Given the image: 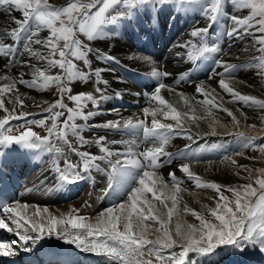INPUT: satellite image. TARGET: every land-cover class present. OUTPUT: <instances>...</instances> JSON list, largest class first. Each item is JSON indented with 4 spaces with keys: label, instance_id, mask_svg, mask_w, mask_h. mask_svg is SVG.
<instances>
[{
    "label": "snow or ice",
    "instance_id": "6c2138e0",
    "mask_svg": "<svg viewBox=\"0 0 264 264\" xmlns=\"http://www.w3.org/2000/svg\"><path fill=\"white\" fill-rule=\"evenodd\" d=\"M226 3H231L237 11L247 10V14L226 13ZM167 4L182 11L187 10L189 5H199L201 14L209 24L191 31V37L198 38V43L189 40L181 46L191 48L192 51L187 53L190 59L213 58V74L219 77L218 87L231 97L229 103H243L264 110V99L243 94L232 86L231 82L236 79L233 75L236 66L214 57L213 54L221 53L222 48L219 44L209 45L206 42L212 26L222 15H226L231 21V27L226 31L229 39H242L245 36L252 38L250 43L258 55L253 58L254 62L250 66L256 70V75L264 79V0H67L62 6H56L50 0H0V6H6L9 14L16 11L22 17H11L16 26L3 29V35H0V57L6 58L5 69L19 66L32 70L31 79H24L23 73L19 78L14 77L9 71L0 75V82H5L0 83V111L6 114L0 118V158L4 156L3 149L13 144L24 149L52 153L59 187L84 179L82 173L90 178L93 170L103 171L107 177L103 196L113 197L111 206L93 216L82 215L79 209L55 215L47 207L19 201L0 202V229L14 232L25 244L28 241L35 244L45 235L55 234L57 238L74 244L82 251L106 257L110 264H195L187 259L189 253L204 256L225 246L239 251L245 247H254L264 253V168L238 165L235 159L224 156L221 162L230 161L247 173L246 176H240L239 171L236 173L246 183L226 186L202 180L191 170L192 164L204 162L197 158L195 152L189 155L191 145H185L176 154L166 150L175 137H185L196 142L199 133L193 134L192 127L199 129V122L209 117L213 119L203 135H217L216 125L219 120L215 118L214 110L225 112L237 127L240 126V119L232 110L223 106V99L215 94V88L209 90L204 82L198 83L195 92L202 95L203 99L193 103L194 97L190 98L184 93L175 92V89L164 83H158L150 94V99L157 106L142 109L145 119L121 118L100 124L88 123L96 115V112L89 110V104L98 110L100 102L106 99L105 89L100 85L106 86L108 81L102 73L112 71L103 67L94 69L90 55H95L102 62H119L106 53L97 54L77 38L78 33L83 34L88 41H94L105 35L106 26L134 20L137 12L146 6L156 8ZM42 32L47 33L43 38ZM33 45H39L40 48H34ZM25 54L37 63L20 60L19 57ZM135 58L153 63L147 56ZM75 61H82L87 71L81 70ZM216 68L222 71H216ZM53 69L58 71L52 74ZM151 75L159 79L169 73L153 68ZM93 78L98 96L89 92L73 94V82L87 84ZM212 78L209 76V79ZM17 84L38 91L55 88L59 99L54 103L43 102L48 105L43 109L48 114L45 118L28 120L31 114L24 111L27 97L19 92ZM162 89L175 93L187 111H181L175 103L165 99L161 95ZM65 98L72 103L71 107L64 102ZM241 115L247 119L245 113L241 112ZM149 116L152 117L150 123L146 119ZM158 116L174 123H164L157 119ZM62 117L66 118L61 120ZM22 119L24 124L17 125L20 130L15 133L10 120ZM31 125L44 128L46 135H39L32 130ZM220 127L226 125L220 124ZM248 127L257 129L256 124ZM93 128L126 132L139 138L109 140L106 135H100L89 139L84 133ZM259 131L264 132V117H261ZM234 135L239 149L233 155H244L243 150L249 148L264 154V142L258 144L256 137L246 136L243 132ZM261 141H264V137H261ZM92 144L99 149V155L81 150ZM117 144L124 146V150L110 147ZM141 145L144 146L143 150H140ZM65 147L69 153L78 157L76 162L65 153ZM61 157L63 167L60 164ZM177 157L181 158L179 171L193 181L196 188L211 189L217 195L213 198L216 201L214 207L205 206L207 216L185 206L184 210L190 212L199 224L177 219L173 231L170 224L174 216H179L178 194L186 189L181 187L182 182L175 172L168 173L172 182L169 188L158 169L164 163L171 164ZM99 162L106 163V169H102ZM206 162L213 163L211 160ZM226 192H230L231 196L226 195ZM29 208L32 209L31 214ZM154 225H158L154 228L157 235L151 239L149 237ZM15 243L0 242V257L15 255L12 247ZM49 264L54 262L50 259Z\"/></svg>",
    "mask_w": 264,
    "mask_h": 264
},
{
    "label": "bare ground",
    "instance_id": "6f19581e",
    "mask_svg": "<svg viewBox=\"0 0 264 264\" xmlns=\"http://www.w3.org/2000/svg\"><path fill=\"white\" fill-rule=\"evenodd\" d=\"M65 1L67 0H50V2L54 3L56 6H59L61 3ZM188 9H191L192 12H189L187 10H183V11L176 10L171 12L166 11V13H164V15L158 21V24L161 23L162 26L164 27L165 35L170 34V36L165 38V35H162L160 37L161 40L160 42H158V38L154 39L153 36H149L147 33L148 30L150 31V27L145 23V21L149 22L148 19H146L149 16L148 15L149 10H146L145 16L144 17L141 16L143 18L136 17L134 20H132L130 24L128 23L129 26L128 33H123L124 29H122L119 32L117 31L118 34L116 35L119 36V33L125 35H123L121 38L119 37L120 43H118L115 47L113 46L109 49H107L106 47L105 48L96 47L98 48L96 51H98L99 53H106L108 55L114 56L116 58V61H118L119 63L117 64L116 62L113 61L102 62L100 60H97L96 58L92 60V67L94 69L103 67V68L112 69V71H105L102 73L103 78L108 81V84L106 86L100 85V87L105 89L104 95L106 99L100 102L98 110L92 108L91 104H89V110L96 112V115L92 119H90L88 123L100 124L109 120H117L121 118L123 119L132 118L134 120L145 119L142 109L144 107L157 106L156 102L150 99V94L154 91V87L158 83H164L165 85L168 84L166 77H160L159 79L153 77L151 75L153 68H147V69L141 68V66H139L140 59H137L135 57H142L147 55H148L147 57H149V54H151L152 57L150 58L153 61V63H148L145 61L147 65L149 67H154L155 69L162 72H165L164 70L165 67L167 73H169V75L167 76L168 78L175 77L177 72L182 71L183 68L187 66L191 67V65L193 64L192 61L194 59H190L187 53L180 51L179 48H181V45L178 43H180L181 41L179 39L174 41L173 39L175 38L172 37L176 31H179L178 27L180 26V24L182 25V21H183L182 16L185 14L192 15V13H194V10H198L200 8L198 5H194V6H189ZM13 16L17 18H22L19 12L12 11L9 14L6 6H0V35H3V29L5 28L11 29L12 27L16 26L11 19V17ZM220 22L221 21H219L217 25H219ZM221 25L225 30L223 36L227 38L228 42L232 41L233 42L232 46L236 48L224 47V45H221L219 43V46L222 49L224 47L223 51L226 50V52L225 54L223 52L222 54L221 53L214 54V56L216 58L224 60L229 64L236 66L235 69L233 70V75L235 76L236 79L231 82L232 86L235 87L236 90L240 91L243 94L252 95L257 98L264 99V84H259L257 82V80H262V78L256 75V70L250 66L251 63L254 62L253 58L258 54L255 52L252 46L250 47L242 46L245 40L247 38H250V36H245L242 39H229V37L226 35L227 30L225 28V23H221ZM188 31L189 29H187V31H185L184 33L186 32L189 33ZM104 32L105 35L103 37L105 39H103V41L106 42L108 41V38L111 35L110 34L106 35L105 29ZM44 36L45 33L42 32L41 38H43ZM111 38L112 37H110V39ZM22 43L23 40L21 41V44ZM142 46H144L143 51L138 52L136 49ZM33 47L37 49L40 48L39 45H33ZM245 49H249V51H245ZM156 56H159L162 59H160L159 62H156L157 60ZM210 58L213 60L212 57ZM19 59L22 61H28L29 63L32 64L37 63V61L34 58H30L27 54L19 57ZM5 61L6 58L0 57V75H3L5 71H9L10 75L17 78L20 77L21 73L24 74L23 75L24 79L32 78L31 69L22 68L19 66L10 69H5ZM125 66H127L128 68L126 69ZM212 67H214V65H212ZM121 70L126 72V74L128 75H132L133 80L135 79L139 80L140 86H143L144 89H139L136 86L132 85L126 78H124L120 74ZM195 70L197 72H200L199 65L196 64ZM216 71H222V69L216 68ZM209 76H212L213 78L209 79ZM240 77H244V78L241 79L240 82H237L238 80H240ZM93 80L94 78L90 80L91 81L90 85L93 84L94 87L91 85L93 88L88 89L89 93H91L93 89L95 91L96 84H95V80L94 81ZM218 80L219 77L215 76L213 74V71L209 72V70L207 69V72L201 81L193 82L187 85L185 88H179L174 86H170V87L175 89V92L184 93L186 96L190 98L194 97L195 100H193V103H195L196 100L203 99L202 95H198L195 92L196 85L200 82H204L205 86L209 88V90L212 88L216 89L215 94L218 97H222L223 106L232 110L234 114L237 116V118L240 119L241 124L239 127H237L225 112L214 110L215 118L219 120V124L216 125L217 135L204 136L203 133L208 131V125L209 123L212 122L213 117H209L205 120H202L199 122L200 123L199 129L195 128L194 126L192 127L193 133L195 134L199 133V136L196 137V140L199 137L201 138V140L196 144H191V148L189 149L190 156L193 152H195L198 154L197 158L200 159L201 161H204L202 163H194L191 165V170L195 172L197 175H199L202 178V180L213 181L226 186H233L237 182L244 181L240 179V176H246L247 173H245L242 169L237 168L235 165H232L230 161L221 162V160L224 156H229L230 159H235L238 165H245L248 167H252L253 164L256 165L260 164L259 161L253 162L252 159H249V153L251 148L243 150L244 155L237 156V155H232V153H234L236 150L239 149V143L234 133L243 132L247 136L249 132H256V133L261 132L259 131V128L261 127V117H264V110L259 109L256 106L248 107L243 103L242 104L244 105V108H241L239 105L235 103H229L228 101L231 100V97L228 94L224 93L223 90H221L218 87V83H217ZM0 83H5V82H0ZM79 83H81V81L73 82L72 84L73 94L82 92L79 91L78 89ZM76 85L78 90L75 88ZM17 88L19 89V92L23 94L24 97H27L25 99L26 107L24 108V111L31 114L27 117V119H34L37 116V114H43L44 112L43 109L48 106L47 104L43 103L44 101H48L49 103H54L57 99H59L58 93L56 96H54L55 94L54 88L49 89L47 91H38L36 89H28L22 84H17ZM92 94L97 96L99 95L95 92ZM161 95L168 101L175 103L181 111H187L183 103L180 102V98L177 95H175V93H170L167 91V89H162ZM53 98H56V100L53 101ZM64 102H67V104L70 107L72 106V103L68 101L66 98ZM217 102L219 103L220 101L218 100ZM37 105H41V106L38 107ZM6 106L11 107V105H6ZM197 109L199 112V105H197ZM241 112L245 113L247 119H245L244 116L241 115ZM199 114L202 115L203 113L199 112ZM4 115L6 114L0 111V118H2ZM146 119L150 123L152 117L149 116ZM157 119H161V121L164 123H174L173 121L170 120H163V118L159 116L157 117ZM18 122L22 123L24 122V120L23 119L19 121L10 120V126L12 128H15ZM77 122L83 123V121H77ZM220 124L226 125V127H220ZM250 124H256L257 129L254 130L249 128L248 125ZM33 127L37 128V126L35 125ZM34 130L39 132L36 129ZM14 132L18 133L19 130L17 132L16 129H14ZM43 133L44 135H46L45 129ZM84 135L89 139H92L100 135H106L109 140H120V139L129 140L131 137V135L126 132H114L101 128H93L90 131H85ZM191 142L193 141H190L185 137L173 138L170 144L167 146L166 150L169 151L177 148L176 151L170 152L176 154L184 148V145ZM225 142H229V150H231V153L222 154L223 152H221V156L218 159H211L213 163L208 164L206 161L210 160L212 154L216 155V149L222 146L223 143ZM73 143L75 144L74 139H73ZM110 147H113L114 149H119L120 151L124 150V146L119 144L110 145ZM143 147L144 146L141 145L140 150H143ZM81 150H87L97 155L100 154L99 149L94 144L87 145L85 146V148ZM44 152L46 151L30 150L29 152H27L28 156L26 157L25 161L30 162L29 166L31 168L29 174L30 177L27 178V180L32 185L38 183L39 188L37 189L43 188L42 190H47L50 186V185L46 186V184L50 179V175L51 178L58 180V174H56L54 171V166H53L54 155L49 156L48 159H45ZM65 153L73 162H76L78 160V157H76L74 154L69 153L66 147H65ZM263 158L264 155L262 157V161H264ZM18 160L19 161L23 160L21 155L18 156ZM180 160L181 158L177 157L171 164L166 163L158 169V173L164 178V181L169 185V188H171L172 182L168 177V173L175 172L177 177L182 182L181 187L183 189H186L178 194V198L180 201L178 205L179 216L178 217L174 216L172 223L170 224V228H172L173 231L177 219H180L182 222L185 223L199 224V221L196 220V218L192 216L190 212H186L184 210L185 206H187L188 209L194 210L195 212L202 214L203 212H201L199 208L204 210V212L207 211L205 207L206 206L205 202L206 201L211 202L210 201L211 198L209 197V194L212 193L213 195H217L211 189L196 188L194 182L189 180L183 173L179 171L178 165L180 163ZM259 160H261V158H259ZM10 161L11 163H13V160L10 159ZM99 163L102 169H106L107 167L106 163L104 162H99ZM60 164L61 167H63L62 157L60 160ZM19 165L21 168L24 167L23 163ZM33 166L35 168H33ZM238 171L240 172V176L236 174ZM91 174L93 176V180H95L98 183V186L96 187V191L94 190L89 191L88 187L85 188L86 190L83 193L76 190V194L73 197H70L69 201H62L60 203L51 202L49 199L43 197L42 194H40L38 191H35L30 195L23 197V199L20 198L17 201L29 205L40 206L41 208L47 207L49 211L55 215H60L61 213H68L72 209H79L82 215L93 216L102 209L111 206V204L113 203V197L111 195L103 196V190L107 187V177L105 172L93 170ZM150 196L151 194H149V197ZM120 199H126V197H120ZM168 204L170 207L171 206L170 200L168 201ZM88 205H90V207ZM28 211L29 214H31L32 209L29 208ZM164 211L166 212V210ZM157 226L158 225L153 226L149 238L151 239L155 238L157 234L155 233L154 228ZM9 238L14 240H19V237L14 232H8L6 230L0 229V240L1 239L9 240ZM47 241L54 243H56L57 241H61L60 244L65 243L63 239L57 238L55 234L49 236V238H47ZM231 251H232L233 260L232 261L226 260L227 262L226 264H262L258 258L264 259V254L260 251V249L259 252H257V254H254L252 256V259H250L248 257L240 255L239 253L241 252H238L236 248L229 246L217 248L215 252L204 256L199 255L197 253H189L187 259L189 261L195 259L196 263L198 264H206V263L211 264L214 261H218L220 259H224L226 256H229ZM103 263L110 264L108 259L106 260L105 258H103Z\"/></svg>",
    "mask_w": 264,
    "mask_h": 264
},
{
    "label": "rangeland",
    "instance_id": "374dc122",
    "mask_svg": "<svg viewBox=\"0 0 264 264\" xmlns=\"http://www.w3.org/2000/svg\"><path fill=\"white\" fill-rule=\"evenodd\" d=\"M66 2L67 1H65V2H63V3H61L59 6H62V5H64V4H66ZM194 5H198V4H192V5H189V6H194ZM188 6V7H189ZM199 6V5H198ZM161 8L162 9H165V10H160V12H159V14L161 15V17L164 15V13H166V11H169V12H171V11H176V10H180V9H178V8H175V6L174 5H172V4H167V5H163V6H161ZM148 9V6H146L145 8H143L142 9V11L143 12H141L140 10L137 12V14H136V17L137 18H139V17H141V16H145V11ZM187 11H189V12H192L191 11V9H187ZM224 11L226 12V13H231V14H236V15H246L247 14V10H243V11H237L233 6H232V4L231 3H226V6H225V8H224ZM169 12H168V14H169ZM181 13H183V12H181ZM149 16L146 18V19H149V17H150V11H149V14H148ZM196 15V16H195ZM151 18V17H150ZM154 18V17H153ZM182 18H183V21H182V25L180 24V26L178 27V29H179V31H176L174 34H173V36L172 37H174L175 39H173L174 41H176L177 39H179L180 41V43H178V44H180V45H184L185 43H187L189 40H192L194 43H198L199 41H198V38H193V37H191V35H190V33H191V31L194 29V27H196V28H204V27H207L208 26V24H209V21L208 20H206L202 15H201V11H200V9H198V10H194V13H192V15L191 14H185V15H183L182 16ZM145 19V18H144ZM195 19V20H194ZM199 19V20H198ZM166 20V19H165ZM191 20V21H190ZM219 21H221L220 22V24L219 25H217L216 27H214V28H211L210 29V35H214L210 40H209V42H211L212 44H221V45H224V47H231V48H236V47H234V46H232V44H233V42L232 41H227V38L226 37H224L223 36V34H224V32H225V30H224V28L222 27V25H221V23H225V28H226V30H228L229 28H230V25H231V21H230V19H228V17L226 16V15H222L219 19H218V21H217V23H219ZM128 22L129 21H125V22H122V23H120V24H118V25H115L114 27H111V26H113V25H108V26H106L105 28H109L108 30H106L105 29V31H106V35H111L110 37H112L111 39H110V37L108 38V41H106V42H104L103 41V39H105L104 37H102V38H99V39H97V40H94V41H88L87 40V38L85 37V36H83V34H79L78 33V35H77V38L78 39H80L81 40V42L82 43H86V44H88V46L89 47H91V48H93L94 50H95V52H96V50L98 49V48H96V47H106L107 49H109V48H111V47H115L118 43H120V40H119V36L118 35H116V34H118L117 33V31L119 32V31H121L122 29H124V32L123 33H128V30H129V26L127 25L128 24ZM184 22V23H183ZM145 23H146V25H148V22L147 21H145ZM190 23V24H189ZM184 24V25H183ZM194 24V25H193ZM127 25V26H126ZM184 27H186V28H184ZM117 28V29H116ZM220 28H221V30H220ZM187 29H189V33H184L185 31H187ZM190 29H191V31H190ZM183 32V33H182ZM45 33V36L47 35V33L46 32H44ZM178 33H180V34H178ZM182 34V35H181ZM188 35V36H187ZM44 36V37H45ZM186 36V37H185ZM188 37V38H187ZM190 37V38H189ZM222 37V38H221ZM121 38V37H120ZM216 38V39H215ZM221 38V39H220ZM247 38V37H246ZM220 39V40H219ZM168 40V39H167ZM184 40V41H183ZM185 40H186V42H185ZM213 40V41H212ZM219 40V41H218ZM252 40V38L250 37V38H247L246 40H245V42L242 44V46H244V47H250V46H252V44L250 43V41ZM207 41V40H206ZM184 42V43H183ZM224 47H223V49H224ZM179 48V47H178ZM222 49V50H223ZM179 50L180 51H183L184 53H188L189 51H192L190 48H184V47H182L181 46V48H179ZM224 54H225V52H226V50H224V51H222ZM222 52H221V54H222ZM95 56V55H94ZM93 55H90V59H91V61L93 60V59H95V58H93L94 57ZM148 56V55H147ZM213 56H214V54H213ZM217 56V55H216ZM149 57H152L151 56V54H149ZM200 58H203V57H200ZM160 59H162L161 57H159V58H157V60H156V62H159L160 61ZM75 63H77V65L81 68V70L82 69H86L84 66H83V63H82V61H75ZM139 63H140V65L139 66H141V68H143V69H147V68H154V67H149L148 65H147V63L145 62V60H143V59H140L139 60ZM144 65V66H143ZM41 66H43V65H41ZM212 67V66H211ZM190 68V66H187V67H185V68H183V70L182 71H179V72H177L176 73V75H175V77H173V78H168L167 76H166V80H167V82H168V86H174V87H179V88H185L187 85H189V84H191V83H193V82H196V81H201L203 78H204V76H205V74H206V72H207V70L206 71H204V72H197L196 70H195V72H190V73H187L188 72V69ZM164 70H165V72H167V70H166V68L164 67ZM208 70H209V68H208ZM56 71H58V69H53L52 70V74H54ZM84 71H87V70H84ZM213 71V68H212V70H209V72H212ZM186 78H190V82H188V83H184V80L186 79ZM244 77H240V80H238L237 82H240L241 81V79H243ZM94 81V80H93ZM92 81V82H93ZM257 82L259 83V84H264V79H262V80H257ZM78 83V82H77ZM90 83H91V81H89L87 84H83L82 85V82L81 83H79V85H78V89H79V91H82V92H88V89H89V86H93V84H91L90 85ZM94 87V86H93ZM76 89H77V85H76V87H75ZM55 89V88H54ZM77 89V90H78ZM92 93V92H91ZM57 95V92H56V90H55V94H54V96H56ZM235 104H237V105H239L241 108H244V105L242 104V103H235ZM243 106V107H242ZM64 118H66V117H63V119ZM40 119H42V118H40ZM36 120H39V119H36ZM23 123V122H22ZM21 123V124H22ZM49 124H50V121L48 122ZM14 130V129H13ZM18 130L19 129H16V131L18 132ZM32 130H34V129H32ZM38 130L40 131L41 130V128L39 127L38 128ZM35 131V130H34ZM254 133L255 134H258V133H256V132H249V134L247 135V136H254ZM260 134L261 133H264V132H259ZM193 134H195V133H193ZM199 136V135H198ZM197 136V137H198ZM260 135H255L254 137H256V138H258ZM262 137H264V135L262 136ZM175 138H178V137H175ZM130 139H138L137 137H130ZM129 139V140H130ZM200 140H201V138L199 137L197 140H196V142H191V144H196V143H198V142H200ZM256 141H257V139H256ZM261 142H264V141H260V143ZM176 149L177 148H175V149H173V150H169L168 152H171V151H176ZM231 153V150H229V145L226 147V151H224L222 154H230ZM232 155H233V153H232ZM263 155L264 154H262L260 151H258V150H253V149H251L250 150V153H249V157H253V159H252V161L253 162H255V161H259L260 162V164H253V166L251 167V168H264V161H262V157H263ZM259 158H261V160H259ZM264 159V158H263ZM262 161V162H261ZM242 183H246V181H241V182H237V183H235L234 185H238V184H242ZM233 185V186H234ZM212 194V193H211ZM211 194H209V197L211 198V202H208V201H206L205 203H206V206L207 207H214L215 206V202H214V200L215 199H213L214 197H216V195H213L212 194V196H211ZM226 195H228V196H231V193L230 192H226L225 193ZM199 210L201 211V212H203L202 214L203 215H205V216H207L208 215V213H207V211L206 212H204V210H202V209H200L199 208ZM250 248V247H249ZM248 247H245L244 248V250L242 251L243 252V255H245L246 257H251V254H253L254 252H255V250L254 249H249ZM264 254V253H263ZM230 255V254H229ZM225 259H228L229 261H232L233 260V257H229V256H226L224 259H220V260H218V261H214L213 263H211V264H226L227 262L225 261ZM259 260H260V262L262 263V264H264V259H262V258H258Z\"/></svg>",
    "mask_w": 264,
    "mask_h": 264
}]
</instances>
